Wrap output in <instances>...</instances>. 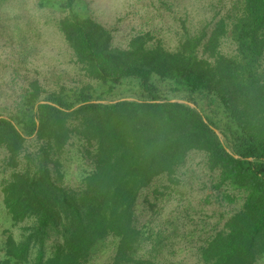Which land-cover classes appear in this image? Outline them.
Instances as JSON below:
<instances>
[{
	"label": "trees",
	"instance_id": "1",
	"mask_svg": "<svg viewBox=\"0 0 264 264\" xmlns=\"http://www.w3.org/2000/svg\"><path fill=\"white\" fill-rule=\"evenodd\" d=\"M15 1L0 0V194L20 232H2L0 264H170L182 245L194 264H264V0L183 22L174 49L149 32L116 46L85 0H37L71 71L30 63L41 29Z\"/></svg>",
	"mask_w": 264,
	"mask_h": 264
},
{
	"label": "rangeland",
	"instance_id": "2",
	"mask_svg": "<svg viewBox=\"0 0 264 264\" xmlns=\"http://www.w3.org/2000/svg\"><path fill=\"white\" fill-rule=\"evenodd\" d=\"M164 1L166 5H163L161 0H85L90 15L97 22L113 30L114 45L125 47L132 35L149 32L170 49H174L177 46L178 38L182 34L183 22L191 32H195L212 22L215 17L222 16L224 14L223 8L229 5L232 0ZM18 2H20V8L24 10L21 13L28 16L41 29V36H34L33 38L34 41H37V45L28 49L29 53H31L30 63L34 67L44 70L56 68L71 71L73 68L66 64L68 60L66 46L54 27V23L51 20L53 15L50 11L39 9L37 0H20ZM14 12L16 10H13L12 14ZM0 38L1 55L2 52L11 51V47L6 44L10 40H6L4 36ZM222 50L225 53H231L234 50V46L230 42H225ZM73 76L74 73L72 72H68V75H65V77ZM72 151V160L67 166L65 182L74 186L80 182L83 170L87 168V165L83 164L75 156L74 150ZM200 162L201 159L197 158L196 164L198 168L201 167L199 166ZM195 196L197 198L200 197ZM224 210L225 208L218 205L206 207L204 212H200V209H198L199 214L196 220H198V223L204 220L214 224L217 221L218 214ZM200 217H203L201 218L202 220L199 219ZM190 227L193 228V226ZM4 230H11L17 236L20 232L17 228L12 227L0 194V242ZM110 254L111 251L105 253L97 264H105ZM167 257L168 261L171 262L170 264L195 263L192 251L187 245L177 247L175 254Z\"/></svg>",
	"mask_w": 264,
	"mask_h": 264
},
{
	"label": "water",
	"instance_id": "3",
	"mask_svg": "<svg viewBox=\"0 0 264 264\" xmlns=\"http://www.w3.org/2000/svg\"><path fill=\"white\" fill-rule=\"evenodd\" d=\"M132 100H133V99H129V98H127V99H123V100H121V101H132ZM161 102L163 103V102H165V101H161ZM166 102L186 104V105H189V106L195 108V106H194L192 103H189V102L184 101V100H169V101H166ZM91 103H108V102H95V101H92V102H88V103H85V104H91ZM114 103H116V101H115ZM81 105H83V104H81ZM81 105H78V106H77L76 108H74V109H77V108L80 107ZM204 121L206 122V119H204ZM216 132H217V135L222 139L223 137H222V135L220 134V132H218V131H216ZM235 157L237 158V156H235Z\"/></svg>",
	"mask_w": 264,
	"mask_h": 264
}]
</instances>
